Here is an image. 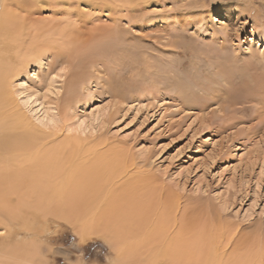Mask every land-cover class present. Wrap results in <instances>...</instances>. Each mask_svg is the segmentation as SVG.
Wrapping results in <instances>:
<instances>
[{"label":"rangeland","instance_id":"374dc122","mask_svg":"<svg viewBox=\"0 0 264 264\" xmlns=\"http://www.w3.org/2000/svg\"><path fill=\"white\" fill-rule=\"evenodd\" d=\"M37 1L17 0L14 9L37 20L70 7ZM81 3L73 9L98 14ZM95 14L78 22L76 55L48 54L18 77L13 89L20 105L31 97L22 106L28 117L37 122L51 102L70 125L66 136L76 139L82 124V145L123 160L151 191V210L176 204L185 249H208L215 233L239 263L264 251V85L255 83L264 77V0H128L115 24ZM229 66L235 74L226 80ZM25 218L7 224L2 247L33 243L42 264L116 260L100 235L80 237L53 215Z\"/></svg>","mask_w":264,"mask_h":264},{"label":"bare ground","instance_id":"6f19581e","mask_svg":"<svg viewBox=\"0 0 264 264\" xmlns=\"http://www.w3.org/2000/svg\"><path fill=\"white\" fill-rule=\"evenodd\" d=\"M16 1L0 0V217L5 220L0 218V235L6 233L7 224L24 222L25 216L35 211L44 219L53 215L66 220L80 237L102 236L117 254L113 264H264V251L260 250L246 257L248 262L240 257L245 263L227 256L225 249L230 243H224L215 233L205 237L208 249L200 246L201 249L191 252L189 247L186 246L188 250L182 247L181 237L176 235L179 226L176 204L161 202L154 212L150 209L151 191L139 185L141 182L130 175L123 160L82 145L79 138L86 134L82 124L73 128L78 136L71 139L64 134L70 131V125L63 126L64 120L51 102H44L42 117L39 115L42 109L40 112L36 109L39 114L37 122H33L22 107L30 104L31 97L23 105L16 98L14 84L31 64H38L48 54L76 55L78 22L82 18L93 19L96 12L80 13L73 9L74 3L97 6L98 14L93 21H99V14L106 12L115 24L114 16L128 0H54L52 5L70 7L65 11L60 8L61 12L56 10L51 18L40 20L32 18L33 12L22 10L21 15L15 11ZM116 32L111 34L115 36ZM230 67L222 70L226 80L232 78ZM78 80L76 77L70 82L71 99L79 86ZM255 83L257 88L263 86L264 77L257 78ZM17 241L21 243L0 245V264L44 262L37 245Z\"/></svg>","mask_w":264,"mask_h":264}]
</instances>
